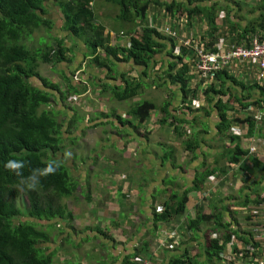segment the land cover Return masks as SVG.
<instances>
[{
  "label": "trees",
  "instance_id": "1",
  "mask_svg": "<svg viewBox=\"0 0 264 264\" xmlns=\"http://www.w3.org/2000/svg\"><path fill=\"white\" fill-rule=\"evenodd\" d=\"M108 1L121 8L120 19L125 24L134 25L137 22V27L126 32L131 36L127 48L113 47L111 38L105 36V27L93 23L96 19L91 7L94 0H0V264H54L57 251L60 249L48 253L52 248L50 244L53 235L41 229L36 220L52 221L59 218L71 223L74 217L73 212L57 202V199L68 198L74 194L77 185L63 161L56 158L64 145L62 127L55 115L43 111V108L50 107L55 102L59 106L65 104L69 96H80L85 90H80L72 78L65 76L63 81L66 83L67 91L63 93L56 81L43 77L39 71L42 64L55 63V58L57 63L70 62L67 54L72 51L65 45V36L52 33L54 24L48 17L51 12L50 2H53L62 13L64 23L62 31L74 43L76 40L82 41L88 49L89 54H83V58H91V62L99 67L108 66V62L117 59L140 70V76L143 78L158 74L159 82L157 81L155 86L166 87L169 90L162 105L157 106L148 101L136 105L129 112L134 122L127 120L123 123L119 119L121 125L132 126L140 131L152 114L159 111L164 118L157 126L174 128L177 138L185 139L189 128L192 131L197 130L192 133V139L184 141L182 145L183 152L192 155L190 162H194L193 171H188L190 162L181 165L178 163L179 173L191 176V187H187L182 193L176 190L161 192L165 194L169 191V199L162 204V211L157 212L154 208L150 220L146 219L147 223L154 224L149 234H157L160 224L170 223L179 216L188 217L187 229L190 231L188 241L190 240V245L193 243L196 249L199 246L200 251L198 255L189 256L187 250L169 260L168 264H214V261L220 260L219 253L235 238L249 243L254 241L253 235L246 233L241 235L244 232L238 229L225 228L226 231H221V227L225 225L219 223L220 215L197 213L193 217L188 216L187 204L190 193L204 190L206 182L217 171L221 172L222 176L228 175L226 165L220 167L221 161H227L228 166H238L248 158L252 163H257L258 168L262 167L261 163L251 158L250 152L242 149L243 139L231 133L236 126H247L248 134L245 139H253L258 131V124L251 118L242 120L238 116L235 121H230L228 111L230 102L234 99L243 110L259 108L264 111V101L250 96L230 97V91H227L229 83L231 87L239 90H246L247 87L244 81L228 70L215 73L211 77L213 82L205 88L198 90L192 87L190 80H193L196 74L193 69V52L177 44L174 38L158 28L145 26V19L150 6L163 8L172 18L184 17L189 26L196 18H204L210 35L227 30V37L239 47L251 45L256 39L264 40V13L251 18L249 22H244L246 19L242 16L244 8L236 0ZM261 1V5L248 11L250 16L258 11H264V0ZM221 13H224L222 18ZM42 28L52 33L50 37L54 44L50 43L37 51L30 49L28 40L34 38ZM204 46L213 53H220L219 49L212 48L213 43ZM189 54L192 57V64L186 59ZM216 80L221 84L219 87L215 85ZM34 81H38L40 85L37 86ZM142 81L131 82L124 79L125 89L107 87L104 91L108 93L111 90L119 102L130 101L138 97L145 86ZM257 86L259 95L263 97V87ZM197 101L199 106L196 108ZM173 106L176 114L174 119V114L171 113ZM74 115L76 117L70 126L80 121L77 113ZM171 119L173 121L170 122ZM180 129L182 131H179ZM223 138L229 140L231 146L225 147V152L211 163L212 158L206 151L223 146L221 143L216 144L217 139ZM198 151H205L204 156H200L201 160L197 156ZM173 158L175 159V155L171 152L165 158V162ZM9 160L24 162L23 177H28L34 169L45 168L49 162H58L59 167L54 174L41 177L35 191H22L21 178L4 167ZM21 193L28 196L30 201L28 215L34 219L33 221L23 220L24 212L18 204ZM262 202L258 200L257 203L260 205ZM153 207H156L154 202L149 208ZM212 223L216 226L214 225V229H210L208 233L204 227L208 225L212 227ZM54 227V224L50 225L51 229ZM142 227L139 225L138 233ZM97 231L108 239L112 237L100 228H97ZM214 233L219 234L220 239L213 235ZM148 235L140 240L133 253L126 255L122 264H136V258L149 252L150 242L145 239ZM41 244H45L46 247L42 248ZM105 246L107 245L103 244V247Z\"/></svg>",
  "mask_w": 264,
  "mask_h": 264
},
{
  "label": "rangeland",
  "instance_id": "2",
  "mask_svg": "<svg viewBox=\"0 0 264 264\" xmlns=\"http://www.w3.org/2000/svg\"><path fill=\"white\" fill-rule=\"evenodd\" d=\"M91 7L94 10L93 13L96 15L97 21H99L101 25L114 27L117 30L132 28V24H125L116 14L112 17L108 15L110 12H120L121 14V8L113 2H109L108 0H94ZM50 9L52 14L49 15V18H53L56 21V26H54L52 33L58 36H65V44H67V47L70 50L72 49V51L67 54V58L70 59V62L67 64L62 65L63 63H57L55 58V63L48 65L42 64L39 71L43 77L56 81L62 87L63 90L61 89V91H63V93H66L67 86L65 87L66 83L63 81L62 73H65L69 77L73 76V81L81 83L80 76L77 80L75 79L81 71L88 76L90 83H88L86 87L89 89L91 87V82L95 80L97 75L98 77L101 75H99L96 70H94V72L90 69L88 72L84 71V69H88L84 68L87 64V57L83 58L82 55L89 54L88 49L84 46L82 48L78 47V42H83L76 40L74 43L73 40L68 38L67 34L61 30L63 24L61 22L60 10L53 2H50ZM220 15L222 18L224 13ZM167 16L168 18L164 19L162 23V28H164L162 32L166 33L165 31L169 30L171 34L175 33V36L171 37L176 40L177 44L180 43L181 39L185 41L192 37L195 38L197 43L202 42L205 45L213 43L214 46L212 48L217 44L220 46L222 42L224 44V46H222L224 49L220 50V53L227 52L236 44L234 41L232 42V40H224V38L227 37V30H220L218 33L210 35L204 18H196L193 22V27L190 28L184 17L177 16L175 20H171L169 18L170 16ZM245 16H247V14ZM95 23L96 21L94 24ZM52 33L48 32L46 28L40 29L35 34L34 38L28 40L27 43L29 48L37 51L44 49L50 43L54 44V41H52L50 37ZM105 33H109L108 30H105ZM166 34L169 35L168 33ZM79 57H82L83 61L76 62ZM186 59L192 64V57L190 54ZM75 66H80V69L73 72ZM158 68L159 66H157L156 70H158ZM131 71L138 73L134 68H132ZM210 80L209 77L202 76L190 80V84L192 87H196L200 90L202 89L201 86H207ZM34 84L37 86L40 85L38 81H34ZM92 85V87H94V84ZM149 89L148 86L144 87L141 96L137 98L135 102H127L124 105H119L113 98H110V102L122 108L140 105L146 101L154 103L157 106L162 105L165 101V96L168 94V89L166 87H156V91H151V93ZM96 101L97 99L91 94L90 90L89 93L86 91V93H83L81 96H69L65 104H62L63 106H59V104L55 102L50 107L43 108V111L54 114L58 124L62 127V140L64 142L62 152L63 150L65 151L63 153H58L56 158L63 161L70 172L73 182L77 184L74 194L68 198L57 199L60 205H64L67 207L68 211L73 212L74 217L71 223L64 222L59 218L52 221L36 220L41 225V229L49 231L53 235V240L50 244L52 248L48 253L58 248L60 249L57 251L54 264H122L126 255L136 250L140 240L145 235H148L149 231H151L150 228L154 226L153 222L147 223L146 220L152 217V209L155 208L157 212L162 211V204L170 197L169 191L165 194L156 193L155 197L158 206L149 208L148 204L140 205L134 190L137 191L142 186L143 190L147 193H141V195L149 198V196L153 194L149 192V190H152L150 181L156 180V183L161 185V178H159L161 174L166 177L167 171L177 170L179 169V166H177L178 163L179 165L185 163V161L183 162L182 160V140L177 139V141L174 132L172 135V131H169L170 128H161L157 126L158 122L156 118L159 117V112H154L152 114L150 121L152 120L153 123H149L147 127V130H152V134H147L145 131L135 132L134 129L133 131L137 138L135 139L131 138V136L128 137L124 135L129 141L126 145H122L121 141L123 135L119 134L122 126L119 123L117 124L116 122L115 124H110V126H104V128H96V126L99 125L89 127L90 125H94L97 121H102L105 117V115H98L94 119L93 115L95 114ZM199 101L195 102L196 108L199 106ZM99 109L108 112L107 107L102 104H99ZM75 113H77L80 121L70 126L71 121L76 117V115H74ZM103 114L107 113L103 112ZM89 119L90 121L88 122ZM235 120L236 119L233 121ZM83 122L84 127H82ZM240 128L241 126H236L231 130V133L235 134L234 132H236L239 134ZM128 129H130V126H128ZM190 131L192 135V129H190ZM189 136L190 134L188 133L187 137ZM173 139H175L176 148L180 147V152H178L176 160L173 158L165 162V158L170 155V152H168L170 146L168 144ZM142 140L147 142L148 147L143 146ZM130 143H136L135 151L131 150L134 149V146H129ZM229 146H231V144ZM115 147H119V150H115ZM242 149L246 151L243 147ZM129 150H131L130 156L126 157V159L122 156L124 161H120V155ZM66 152H71L70 158L65 157ZM114 154L117 156H114ZM107 157L111 158L113 161L116 160L115 164L108 161ZM142 160L148 167L141 162ZM174 164H176L175 169H173ZM144 167L150 169V171L147 172ZM110 170L114 171L113 174L111 173L110 177L105 176L104 174ZM140 171L142 173H140ZM143 174L147 178V180H145L147 183H143L140 180ZM163 183L167 186L166 190H170V187H168L170 183L168 181ZM124 191L126 192V199L123 197ZM152 202H155V200ZM18 204L24 212L25 218H23V220L33 221L34 219L28 215L30 211V201L26 194H20ZM192 209V214H194L196 212L195 207L193 206ZM253 212L255 215H258V210L256 208ZM182 221V223L179 222L180 224H178L177 227L172 223H168L167 228L169 231H166V227L163 228L162 224H160L157 234H149L148 238L145 239L150 242V250L145 255L136 258V264H163L164 262H159L157 260L160 257L158 253H152L153 249H151L152 246L159 243L165 247V249L161 250L162 253H170L169 248L166 247L170 244L172 246L175 244V248H171L173 251L172 257L174 255H182V244L190 242V240L188 241V239H190V231L187 229L188 221H186V219ZM52 224H54L55 227L51 229L50 225ZM139 225L143 226L140 233H138ZM180 227H182V229H180ZM213 227L214 226L210 227V225H208L204 227V230L207 229L209 233L210 229H214ZM97 228H100L103 232L112 236L111 239L104 237L97 231ZM162 231L164 234L160 236L159 233ZM213 235L219 236L217 233ZM207 236L208 235H206V237ZM160 237H162V239ZM84 240L86 241L84 242ZM165 240H167L168 243ZM103 244L107 246L103 247ZM79 245L81 246L77 247ZM40 246L42 248L46 247L45 244H41ZM188 249L190 250L191 247ZM195 249L192 248L194 253L197 250ZM198 251L200 250L198 249ZM172 257L166 255L165 261L171 260ZM222 260H216L214 264H224Z\"/></svg>",
  "mask_w": 264,
  "mask_h": 264
},
{
  "label": "crops",
  "instance_id": "3",
  "mask_svg": "<svg viewBox=\"0 0 264 264\" xmlns=\"http://www.w3.org/2000/svg\"><path fill=\"white\" fill-rule=\"evenodd\" d=\"M236 1L238 3H240L242 5V7L244 8L242 16H245L247 14V16H245L246 19L244 20V22H249L251 20V18L258 17L259 15L264 13V11H258L257 13H255L254 15H251V16H249V13H248V11H250V9L257 8L259 5H261V3H262L261 0H236ZM245 2H246V4H245ZM51 12H50V14H52ZM59 12L61 15V22L63 24L61 26V30H62V28L64 26L63 16H62L61 11H59ZM114 14H116L120 18V12H110L108 15L112 17ZM49 15H48V17H49ZM167 15L168 14L166 13V11L163 8L160 9V7L151 6L150 9L148 10V16L145 19V26L158 28L162 32V31H164V28H162V23H163L164 19L168 18ZM95 17H96V15H95ZM169 18L171 20L176 19V18H172L171 16ZM51 20L53 21L54 26H56V21L53 18H51ZM95 21H96L95 24H100V22L97 21V19H95L94 22ZM193 25L194 24H192L190 26V28H192ZM135 26L137 27V22H136V24L132 25L131 29L125 28V29L117 30L114 27L104 26L105 30H108V32H109V33H105V36L108 35L111 38V42H112L111 45L113 47L127 48L130 45L131 36L127 35L126 32L133 30ZM171 36H173V34H171L170 37ZM208 36H209V34H208ZM192 39L195 40L194 37H192ZM224 40L228 41L231 39L229 37L228 38L225 37ZM182 42H183V40L181 39L180 43H182ZM180 43H178V44H180ZM197 44L201 45L202 42H198ZM65 45L67 46V44H65ZM77 46L80 48H82L83 46L86 47L85 44L81 43V42H78ZM222 46H224V44L221 42V45L219 46V44H217V45H215V48H217L219 50H223L224 48ZM233 47H234V45H233ZM103 58L104 57L102 56L101 61H103ZM89 59H90V61H89ZM112 60H113V62L107 63L108 66L99 67L96 64L91 62V58H87V60H86L87 64L85 65L84 68H88V69L87 70L84 69V71L88 72L90 69L91 71L94 72V70H96V72L99 75H101L99 77L97 75L95 80L93 82H91V87L89 89H87V87H86L87 84L90 83L88 80V76H86L83 72L80 71L78 73L77 77L75 78L77 80V78L80 76L81 77V83H76L75 81H73L74 84L79 85L80 90H85V91H83V93H86V91H87V93H89V91L91 90V94L97 99V101L95 102V107H96L94 110L95 114L93 115L94 119L98 115L99 116L105 115V117L102 121H97L94 125H90L89 127L99 125V128H104V126H110V124H113V123L115 124L116 122L118 124L119 119H121L123 123L127 120L134 122V118H130V116H129V112L131 111V108H133L134 106L133 107L129 106V108H122L119 105H124L127 102H135V100L141 96L142 89L146 86H148V88H150L149 89L150 93H151V91H156L155 84L159 82L157 80L158 74L143 78L140 76V74H141L140 70H138V69L136 70L131 65H127L122 61H117V59L116 60L112 59ZM81 61H83V59H82V57H79L76 62H81ZM65 64H67V63H63L62 65H65ZM236 64H239V62H236ZM236 64L233 65V69L230 72L233 73L234 75H236L238 77V79L244 81L247 89L246 90H244V89L239 90V89L231 87L232 85L229 83L228 88H227V91H230L229 96L231 97V95H232L233 98H235V97L248 98L250 96L251 98L264 101V96L261 97L259 95V90H258V86H257V85H259L258 68L256 67L257 62H254V61H252L251 63L245 62V64H242L240 67H237ZM132 68H134L138 72V74L136 72H131ZM78 69H80V66H75L73 72L78 71ZM65 76L73 79V76L69 77L65 73H62V78H64ZM94 77H95V74H94ZM197 77H199V76L196 73L194 78L197 79ZM141 78L143 79L145 86L141 89L139 96L136 97L135 99L130 100V101L119 102L114 98L111 90H109L108 93H105V91H104L105 88H107V87L117 88L118 90L125 89L124 79L129 80L131 82H135V81H140V80L142 81ZM154 82H155V84H154ZM211 82H213V81L210 80L208 82V85H210ZM92 84H94V87H92L93 86ZM151 84H153V85H151ZM215 85L217 87H219L221 84L218 80H216ZM207 86H205V87H207ZM65 87H66V84H65ZM201 87L205 88L204 86H201ZM60 88L62 89L61 86H60ZM168 93H169V90H168ZM167 96H168V94H167ZM167 96H165V100H166ZM110 98H113L114 100H116V102L119 103V105H113L110 102ZM246 101H244V103ZM99 104H102L105 107H107L108 112L103 110V109H99ZM230 104L231 105H230V108L228 111V114H229L228 118L230 121H233L234 119H238L237 118V116H238L242 120H245L247 118H251L253 122H256L258 124V131L256 133V136L253 139H249V140L245 139V137L247 138V134H248L247 126H241V128L239 129V134H237L234 131L233 132L237 135H240V137L243 139V143H242L243 148L246 151L250 152L251 158L256 159L259 163H261L262 167L258 168V164L252 163L248 158H245L243 160V162L238 166H228L227 161H221L219 163V165H220V167L226 165L225 168L228 169V175L222 176V173L217 171L215 173V175L206 182L204 190H202L200 192L190 193L189 203L187 204V212L189 213L190 217H193L197 213H209L212 215H214V214L220 215L221 218H220L219 223H221L222 225H225V226L221 227V229H222L221 231H226L225 228H227V229L231 228V229H238V231L244 232V233H241V235L245 234V233L253 235L254 241H252V244H254L255 246H258V245H261L263 243V239L260 237L261 233H262V231L260 229H263V228L258 225L259 228H258V236H257V233L253 232V229H256L254 226H256L257 224H253L252 221L255 218V214H254L253 210L256 208V205H259V203H257L258 200L264 201V111H261L259 108H252L250 110H243L241 108L239 102L236 99H234L233 102H230ZM174 107L175 106H173L172 107L173 109L171 110L172 114H174ZM103 112H105L107 114H103ZM156 112H159V111H156ZM160 114L161 113L159 112V117L156 118L157 122H159L160 120H162L164 118V115L161 114L162 115L161 116ZM175 116H176V114L173 115V119L175 118ZM89 121H90V119L88 120V122ZM171 121H173V120L171 119L170 122ZM149 123H153L152 120L151 121L148 120L147 124L140 131H145L146 133L152 131V130H147ZM100 124L103 126L100 127ZM121 126L122 127L120 128L119 134L123 135V138H122V141L120 139L119 140L121 141L122 145H126L129 141L127 137H124V135H126L128 137L131 136V138H135V139L137 138L136 135L134 134V131H133L134 128L132 126H130V129H128V126H125V127H124V125H121ZM82 127H84V122H83ZM155 127H156V125H155ZM165 128H167V127H165ZM140 131H137L135 129V132H140ZM169 131H172V135L174 132V136H175L176 140L179 139L176 137L177 133H176V130L174 128H170ZM179 131H182V130L180 129ZM196 131H192V133H194ZM188 133L190 134L189 137H186L185 139H179V140H182V142H181L182 145H183L184 141H186L188 139H192L193 134L191 135L190 128L188 129ZM142 142L144 144L143 146L148 147L147 142L145 140H142ZM216 142L221 143L223 146L213 147L210 150L206 151L207 155L209 154L212 158L211 163H213L214 160H216L223 152H225V147H227L231 144L229 142V140H227V139H222V140L217 139ZM175 143H176L175 139L171 140V142L168 144L170 146V148H168V152H170V153L174 152L175 160H176V157H178V152H180V147L176 148ZM129 146H134V149H131V150L135 151L136 143H130ZM108 148H109V145H108ZM118 148L119 147H115L114 149L116 150ZM131 150H129L126 153L122 151L123 153L120 155L119 160L124 161V159H126V157H129ZM253 150H254V153L252 152ZM204 152L205 151H198L197 152L198 158L200 156H204ZM182 153H183L182 154L183 162L184 161L190 162L192 155L189 152H182ZM114 156H117V155L114 154ZM122 156L124 159L122 158ZM116 158H118V157H116ZM107 159L112 164H115V162H116V160L113 161L109 157H107ZM96 160H97V158H96ZM199 160H201V157ZM141 162L144 165H146L143 160ZM175 166L176 165L174 164L173 169H175ZM177 166H179V165H177ZM146 167H148V165H146ZM146 167H144V169H146ZM193 169H194V162H190V167H189L188 171H193ZM146 171L149 172L150 169H146ZM179 171H180V169L167 171L166 177H165V175L163 176V174H161L159 176V178H161V182H160L161 185L157 184L156 180L150 181V186H152V190H149V192L153 193V194H151L149 196V198H146L143 195H141V193H147L146 191L143 190L142 186L139 188V190H137V191L134 190V192L137 194V198L139 200L140 205L148 204V206H151L153 203L152 201L154 200V197L156 196V193H158V192L161 193V192L166 191L167 186H166V184L163 183V182H165V180H167L170 183V185H168V187H170V190H176L177 192H180V193L185 192L187 187H191V185H192V182L190 179L191 176L183 174V173H179ZM113 172H114L113 170H110L109 172L105 173L104 175L107 177H110L111 173L113 174ZM140 173H142V172L140 171ZM140 180L143 183H145V182L147 183V181H145V180H147V178L144 174L140 177ZM123 193H124L123 197L126 199V192L124 191ZM156 202H157V199L155 198L154 203L156 206H158V204H157L158 202L157 203ZM193 206L195 207V210H196V212L194 214H192V210H193L192 207ZM144 207H146V206H144ZM190 210H191V212H190ZM183 219H186V221H188V217L179 216L174 221H172L170 223H172L175 227H177L178 224L183 222L182 221ZM211 225L216 226V224H213V223ZM162 226H163V228L166 227V229H165L166 231H169L167 228L168 223L167 224L164 223V224H162ZM180 229H182V227H180ZM159 234H160V236H163L162 234H164V233L162 231ZM160 238L162 239V237H160ZM218 239H220L219 236H218ZM237 239L240 240L239 238H235L231 243L226 245V248L224 251H221L219 253L220 260L224 259V260H222V262H224V264H226L225 261H226V255H227L228 250L231 248L230 251H232V244ZM165 241L167 242V240H165ZM240 241H242V240H240ZM244 242H246V241H244ZM246 243H249V242H246ZM179 244H181V243H179ZM194 246L195 245L193 243L191 245H190V243L182 244L183 253H185V251L189 250L188 248L191 247V249L188 251L189 256L198 255L199 251L196 250ZM166 248H169L170 253H167V254L162 253L161 250L165 249V247L161 243L155 244V246H152V248H151V249H153L152 253H156V252L158 253V255L160 257L157 260L159 262H164L163 264H168L169 261H165V256L167 255L168 257H170V256L172 257L173 251L171 250V248H175V244L173 246L170 244ZM192 248H194L196 250L195 253L192 251ZM175 257H176V255H174L172 258H175ZM154 264H156V263H154ZM158 264H160V263H158Z\"/></svg>",
  "mask_w": 264,
  "mask_h": 264
},
{
  "label": "built area",
  "instance_id": "4",
  "mask_svg": "<svg viewBox=\"0 0 264 264\" xmlns=\"http://www.w3.org/2000/svg\"><path fill=\"white\" fill-rule=\"evenodd\" d=\"M165 32L171 35L169 30ZM174 36L175 34H173ZM181 45L193 52V69L199 77L205 76L211 79L219 71H231L236 62H239L236 64L237 67L245 64V62H257L259 85L264 89V40L256 39L251 45L234 46L227 52L218 54L205 49L204 44H197L192 38L183 41ZM252 152L254 153V150ZM256 209L258 215H255L252 223L257 225L254 226L256 229H253V232L257 233L258 236L259 226L263 228L260 229L262 231L260 237L263 239V243L255 246L252 243L237 239L232 244V251L230 248L227 252L226 264H264V201L260 205H256Z\"/></svg>",
  "mask_w": 264,
  "mask_h": 264
},
{
  "label": "clouds",
  "instance_id": "5",
  "mask_svg": "<svg viewBox=\"0 0 264 264\" xmlns=\"http://www.w3.org/2000/svg\"><path fill=\"white\" fill-rule=\"evenodd\" d=\"M66 158L71 157V152L65 153ZM4 167L13 172L16 176L20 177V186L22 191H35L39 185L40 178L46 177L49 174H54L59 167L58 162H49L43 169H34L28 177H23L22 169L25 167L23 161L9 160L5 163Z\"/></svg>",
  "mask_w": 264,
  "mask_h": 264
}]
</instances>
